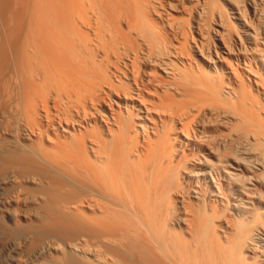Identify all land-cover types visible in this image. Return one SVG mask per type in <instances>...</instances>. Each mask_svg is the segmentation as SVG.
<instances>
[{"label":"bare ground","instance_id":"6f19581e","mask_svg":"<svg viewBox=\"0 0 264 264\" xmlns=\"http://www.w3.org/2000/svg\"><path fill=\"white\" fill-rule=\"evenodd\" d=\"M0 264H264V0H0Z\"/></svg>","mask_w":264,"mask_h":264}]
</instances>
